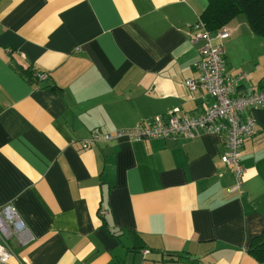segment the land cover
<instances>
[{
	"label": "crops",
	"instance_id": "0c3cea01",
	"mask_svg": "<svg viewBox=\"0 0 264 264\" xmlns=\"http://www.w3.org/2000/svg\"><path fill=\"white\" fill-rule=\"evenodd\" d=\"M207 3L0 0V205H14L34 236L10 241L7 264H264L247 251L264 226L257 122L240 191L214 133L82 144L95 130L211 104L184 83L201 45L187 31ZM225 26L235 74L244 70L231 50L253 33L239 14ZM256 70L244 71L242 91L264 89Z\"/></svg>",
	"mask_w": 264,
	"mask_h": 264
},
{
	"label": "built area",
	"instance_id": "2783aa9c",
	"mask_svg": "<svg viewBox=\"0 0 264 264\" xmlns=\"http://www.w3.org/2000/svg\"><path fill=\"white\" fill-rule=\"evenodd\" d=\"M191 42H201L199 57L193 62L196 77L184 80L185 86L196 93L200 89L212 98L198 115H189L180 107H173L165 115H156L145 123L114 131L95 130L82 140L85 148L92 142L116 138H192L203 133L219 135L226 145L221 160L231 167L234 176L233 190L240 191L245 168L241 163V150L245 139L255 132L256 120L249 111L264 106V89L247 93L240 87L247 81V73L238 71L229 74L226 71L224 40L231 29L223 26L211 31L202 18H198L187 31ZM40 81L48 79L47 72H37ZM206 94H201L205 98ZM248 114L245 115V113ZM15 239L19 245H25L34 239L17 209L11 203L0 205V264H7L14 257L10 241ZM145 253V251H143ZM19 264H25L19 262Z\"/></svg>",
	"mask_w": 264,
	"mask_h": 264
},
{
	"label": "trees",
	"instance_id": "16d2710c",
	"mask_svg": "<svg viewBox=\"0 0 264 264\" xmlns=\"http://www.w3.org/2000/svg\"><path fill=\"white\" fill-rule=\"evenodd\" d=\"M240 13L245 14L249 27L254 34L264 35V0H208L201 18L207 27L214 32ZM33 76L35 80H38L35 74ZM250 113L255 117L258 126L264 130V106L253 108ZM247 251L257 261H264V226L259 233L251 238Z\"/></svg>",
	"mask_w": 264,
	"mask_h": 264
},
{
	"label": "rangeland",
	"instance_id": "374dc122",
	"mask_svg": "<svg viewBox=\"0 0 264 264\" xmlns=\"http://www.w3.org/2000/svg\"><path fill=\"white\" fill-rule=\"evenodd\" d=\"M239 16H245V14L240 13ZM236 47L231 50L230 61H233L235 66H239V69H243L245 72H252V70L257 69L256 75H264V35L254 33L245 35L238 41V46ZM262 81L264 85V76ZM168 264L175 263L168 262Z\"/></svg>",
	"mask_w": 264,
	"mask_h": 264
}]
</instances>
